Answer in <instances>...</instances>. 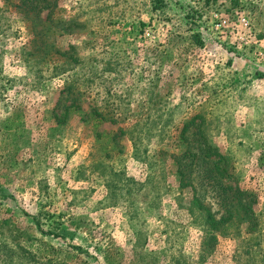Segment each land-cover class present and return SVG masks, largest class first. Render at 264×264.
Masks as SVG:
<instances>
[{
  "label": "rangeland",
  "instance_id": "obj_1",
  "mask_svg": "<svg viewBox=\"0 0 264 264\" xmlns=\"http://www.w3.org/2000/svg\"><path fill=\"white\" fill-rule=\"evenodd\" d=\"M197 113L264 239V0H0V220L31 223L67 264H264L241 235L201 246L197 201L220 216L221 184L180 186L171 156L197 150L195 126L179 137ZM40 203L72 239L36 229Z\"/></svg>",
  "mask_w": 264,
  "mask_h": 264
},
{
  "label": "trees",
  "instance_id": "obj_2",
  "mask_svg": "<svg viewBox=\"0 0 264 264\" xmlns=\"http://www.w3.org/2000/svg\"><path fill=\"white\" fill-rule=\"evenodd\" d=\"M72 103L70 105H65L64 111L57 116L58 123L63 124L65 122ZM92 110L95 115L93 120L96 123L105 119V116L98 111V109L94 108ZM192 125L196 127L198 136V145L195 146L197 150L192 151L188 147H185L179 153L171 154L173 161H175L177 165L176 172L179 176L180 186L184 187L189 185V180L193 182L192 176L195 174L201 176V178L211 180V185H213L214 182H220L221 186L217 189L218 196L221 199V203L225 206V211L217 217L209 207L197 201L198 210H202L205 215L203 224L204 236L201 246L216 241L218 234L229 236L228 234L232 233L239 237L241 235L243 236L242 242L245 248L244 254L250 259V257L254 256V252H256V250L260 251L262 245H264L263 234L260 230L261 222L253 207L256 202L254 193L241 190L237 186L221 183L220 177H225V171L222 165H219V162L222 163L225 156L217 149L212 141H210L205 127V116L202 113H197L182 123L179 133L181 141L186 138L187 132H189ZM96 135L97 140L100 141L103 139L102 137L108 135V133L97 131ZM112 139L114 140L115 137L113 136ZM133 139L136 154L137 141L134 137ZM102 151H104L105 154L109 153L107 146H105ZM135 154L134 156L137 157ZM137 158L140 159L141 157ZM101 162L102 160L97 163V166L101 165ZM203 163H206L205 167ZM110 173H112V176L117 175L116 172ZM126 180L130 181V186L136 183L130 177L126 178ZM112 181L122 182V188L127 191H125L124 195H127L129 190H131L122 178L108 179L107 186L108 183ZM116 186L117 185H111V193L118 194L116 193ZM122 188L119 189V194H121ZM194 188V185L191 183V189L194 190ZM192 197H194V194ZM51 216L49 210L45 209V206L40 203L39 209L31 216V219L36 229L40 232L52 233L55 237L62 239L66 238L68 232L73 230L70 228L72 223L67 224L65 221H61L60 218L49 219ZM30 224L27 225V227H21L19 224L15 223L11 217H3V219L0 220V264H67L65 257L60 255L64 250L37 237L35 232H31L32 227ZM43 224H50V226L46 229L43 227ZM67 238L72 239V235L69 234ZM70 246L82 250L79 246Z\"/></svg>",
  "mask_w": 264,
  "mask_h": 264
}]
</instances>
